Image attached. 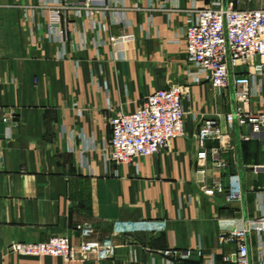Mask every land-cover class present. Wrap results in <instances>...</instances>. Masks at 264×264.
Returning <instances> with one entry per match:
<instances>
[{
    "label": "crops",
    "instance_id": "obj_1",
    "mask_svg": "<svg viewBox=\"0 0 264 264\" xmlns=\"http://www.w3.org/2000/svg\"><path fill=\"white\" fill-rule=\"evenodd\" d=\"M106 2V12L92 16L69 9L53 35V0H0V264H227L235 245L221 244L219 235L240 218L251 224L255 264H264V174L254 169L264 165V131L244 139L250 129L226 117L237 106L233 87L219 92L191 77L185 29L194 0ZM227 2L264 8V0ZM123 33L135 39L124 47L110 41ZM171 85L184 91L185 135L158 154L109 161L111 117L134 112ZM252 90L250 108L264 111V74ZM214 113L224 137L205 146L220 147L226 165L217 171L208 160L202 174L199 125ZM236 172L240 200L204 193L216 176L227 187ZM84 222L94 225L91 238L117 243L113 257L8 250L57 235L78 245ZM169 249L191 254L176 260L164 253Z\"/></svg>",
    "mask_w": 264,
    "mask_h": 264
},
{
    "label": "built area",
    "instance_id": "obj_2",
    "mask_svg": "<svg viewBox=\"0 0 264 264\" xmlns=\"http://www.w3.org/2000/svg\"><path fill=\"white\" fill-rule=\"evenodd\" d=\"M53 3L48 10L49 30L53 35L61 31L63 16L71 8L76 9L77 15L86 10L90 16L105 13L108 8L106 0H77L76 3L53 0ZM194 3L185 29L187 59L194 65L191 77L196 81L208 80L219 92L233 87L237 106L226 117L230 125L236 122L240 127L250 129V133L242 136L248 140L251 134L264 131V111L250 108L252 89L264 74V8H237L233 2L225 5L222 0H194ZM134 39L132 33L110 37L111 42L122 47ZM183 95L179 85L157 89L134 112L111 117L107 159L116 164L130 163L160 153L174 138L185 135ZM219 119V113L206 115L199 125L198 141L202 148L197 152V161L202 174L208 170V160L217 171L226 165L220 147L208 150L205 146L209 139L222 141L224 134ZM4 120L8 121V118ZM254 169L264 174V165H255ZM258 190H264V183ZM204 193L208 196L226 194L230 200H240L244 194L243 177L239 172L231 174L226 187L216 176ZM78 228L85 237L78 245H74L68 235H57L46 241H17L11 243L8 250L37 257L62 256L69 260L87 259L91 255L106 259L115 255L118 245L112 238H91L95 231L91 222L80 223ZM250 232L251 224L246 218L236 220L220 232L221 244L235 245L232 253L224 256L227 264H255ZM164 253L183 260L191 251L169 249Z\"/></svg>",
    "mask_w": 264,
    "mask_h": 264
},
{
    "label": "water",
    "instance_id": "obj_3",
    "mask_svg": "<svg viewBox=\"0 0 264 264\" xmlns=\"http://www.w3.org/2000/svg\"><path fill=\"white\" fill-rule=\"evenodd\" d=\"M227 3H228L227 0H224V4L227 5ZM243 196H244V194L242 195V197H243Z\"/></svg>",
    "mask_w": 264,
    "mask_h": 264
}]
</instances>
